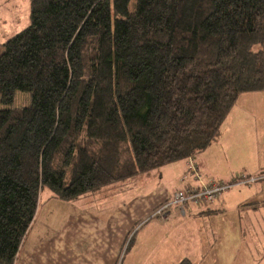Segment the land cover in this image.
Here are the masks:
<instances>
[{
	"label": "trees",
	"instance_id": "obj_1",
	"mask_svg": "<svg viewBox=\"0 0 264 264\" xmlns=\"http://www.w3.org/2000/svg\"><path fill=\"white\" fill-rule=\"evenodd\" d=\"M263 44L264 0H30L0 43V264L43 189L72 201L207 147L264 88Z\"/></svg>",
	"mask_w": 264,
	"mask_h": 264
},
{
	"label": "rangeland",
	"instance_id": "obj_2",
	"mask_svg": "<svg viewBox=\"0 0 264 264\" xmlns=\"http://www.w3.org/2000/svg\"><path fill=\"white\" fill-rule=\"evenodd\" d=\"M29 1L0 0V43L29 24ZM2 48L0 45V52ZM254 48H261L264 52V44L256 45ZM251 92H244L233 104L221 124L220 136L206 149L198 152L195 158L189 159L193 169L190 168L191 165L179 160L149 170L136 178L105 186L96 193L77 198L86 204H103L104 206L121 204L124 207L125 230L128 227V220L130 223L135 220L134 218L130 220V217L133 214L137 216V220L125 233L114 264H177L186 251L193 249L199 240L202 241L195 233L203 225L218 227L224 241L220 243L218 258L213 256L207 245H203L205 247L202 250L203 256L195 258V254H191V260L194 259L195 264H264V217L261 218L259 226H250V221L244 215L246 211L228 210L222 216L212 215L205 219H190L191 221L184 225L186 230L173 229L171 234L167 228L168 235L171 234L168 239H166L168 235L164 234L167 223L163 217L167 211L176 207L173 197L176 191L184 192L188 187H199L213 181L227 185L232 173L237 175L235 181L244 186L251 184L248 183L249 180L257 177L254 174L246 175L240 170L245 161L255 160L259 163L264 160V115L253 110L258 106L264 107V99L259 101L260 95L253 96L250 95ZM256 94H264V88L262 92L258 91ZM28 102V93L15 91L12 106L22 107ZM234 131H237L240 136L234 140L236 141L235 153H231L227 149V143L230 144L229 141L234 138L231 135ZM244 180L248 182H243ZM235 183L228 185L229 187L222 190L220 194L238 187L239 184ZM40 203L42 206L38 218L47 223L51 222L53 215L56 218L61 215L63 220L67 218V213L63 212L64 203L52 198L48 189L42 190ZM163 205H166V209L161 215H155V210ZM238 212L242 218L238 216ZM255 217L258 218V215ZM252 223L255 222L252 221ZM153 225L158 229L152 228ZM148 239H150L149 242ZM140 240H143L146 258H143L136 249ZM153 247H155L154 252H152Z\"/></svg>",
	"mask_w": 264,
	"mask_h": 264
},
{
	"label": "crops",
	"instance_id": "obj_3",
	"mask_svg": "<svg viewBox=\"0 0 264 264\" xmlns=\"http://www.w3.org/2000/svg\"><path fill=\"white\" fill-rule=\"evenodd\" d=\"M259 92H262V90ZM256 93L258 91L251 92L250 95H260L259 101L264 99V94ZM256 103L258 104V102ZM253 110L264 115L263 106H258L257 109ZM231 135L234 138L232 140L229 139L230 144L227 143V149L232 153L234 150L236 151V141L234 140L240 134L234 131ZM196 154L193 156L194 158ZM182 161L184 164H188V159H183ZM240 170L246 175L254 174L257 177L249 181L248 183L251 184L247 186L236 182V185L239 184L238 187L221 194L219 193L217 200L206 205L188 204L184 211L179 210L177 206L173 210L167 211L163 217L167 223L165 224L164 234L168 235L169 231H166L167 228L171 231V234L173 229L186 230L184 225L191 220L210 218L212 215L222 216L228 210L246 211L244 215L250 221V226H259L261 218L263 219L264 217V160L259 163L255 162V160L253 162L245 161ZM229 178L230 182L234 178L236 179L237 175L232 173ZM40 198L41 193L34 218L19 247L13 264H114L123 244L125 233L137 220V216L132 213L130 220L132 218L135 220L131 221V223L128 220V227L125 230L124 207L121 204L104 206L103 204H86L82 202L83 200L78 199L73 201L57 199L64 203L62 207H65L63 212L67 213V218L63 220V216L60 215L56 218L53 215L51 222L47 223L45 220L38 218L42 206ZM255 215H258V218ZM238 216L242 218L239 212ZM252 221L255 223H252ZM152 228L158 229L155 225ZM171 234L166 239L170 238ZM195 235L202 241L199 240L193 249L183 254V257L191 260V254H195V258L203 256L202 250L205 248L203 245H207L210 248L214 257H219L220 243L224 241V238L220 236L218 227L212 228L211 225H203ZM142 243L143 240H140V244L136 245V249L143 258H146L147 253ZM154 248L152 252H154ZM225 256L229 257L228 255Z\"/></svg>",
	"mask_w": 264,
	"mask_h": 264
},
{
	"label": "built area",
	"instance_id": "obj_4",
	"mask_svg": "<svg viewBox=\"0 0 264 264\" xmlns=\"http://www.w3.org/2000/svg\"><path fill=\"white\" fill-rule=\"evenodd\" d=\"M187 165H191L190 160L187 162ZM196 168V167H195ZM242 179H245V177H241ZM253 178L249 181H252ZM243 182H248V180H244ZM230 184H224V183H216V182H208L206 184H202L199 187H188L185 189L184 192L182 191H176L173 195L174 202L177 204V208L181 211H184V208L189 204H201L206 205L210 203L212 200H214L220 191L224 190L228 187ZM166 205L161 206L160 208L155 210V215H161L162 212L166 209Z\"/></svg>",
	"mask_w": 264,
	"mask_h": 264
}]
</instances>
